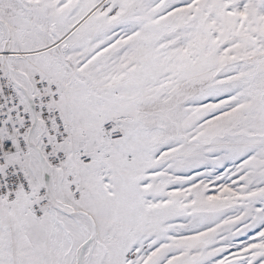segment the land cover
I'll return each mask as SVG.
<instances>
[{
	"label": "snow or ice",
	"instance_id": "snow-or-ice-1",
	"mask_svg": "<svg viewBox=\"0 0 264 264\" xmlns=\"http://www.w3.org/2000/svg\"><path fill=\"white\" fill-rule=\"evenodd\" d=\"M0 264H264V0H0Z\"/></svg>",
	"mask_w": 264,
	"mask_h": 264
}]
</instances>
